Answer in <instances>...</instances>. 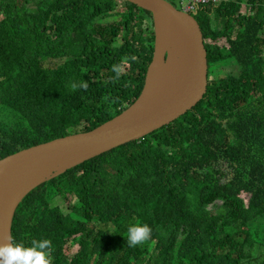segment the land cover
<instances>
[{
  "label": "trees",
  "instance_id": "trees-1",
  "mask_svg": "<svg viewBox=\"0 0 264 264\" xmlns=\"http://www.w3.org/2000/svg\"><path fill=\"white\" fill-rule=\"evenodd\" d=\"M119 8L118 0H0V160L92 131L139 97L154 50L152 14L126 1ZM196 18L207 38L229 43L207 44L202 102L33 190L14 220L17 241L50 239L54 264H118L123 249L141 251L139 264H215L212 252H221L219 264H243L239 251L221 248L234 246L207 235L215 217L218 230L231 223L264 245L254 219H264V0H224ZM81 80L88 88L73 90ZM134 218L159 239L128 247ZM68 242L79 246L71 258Z\"/></svg>",
  "mask_w": 264,
  "mask_h": 264
},
{
  "label": "water",
  "instance_id": "water-1",
  "mask_svg": "<svg viewBox=\"0 0 264 264\" xmlns=\"http://www.w3.org/2000/svg\"><path fill=\"white\" fill-rule=\"evenodd\" d=\"M125 1L150 12L154 22V52L139 97L92 131L25 149L0 162V242L13 235L16 211L33 189L179 119L207 92L209 60L200 22L168 0Z\"/></svg>",
  "mask_w": 264,
  "mask_h": 264
},
{
  "label": "clouds",
  "instance_id": "clouds-1",
  "mask_svg": "<svg viewBox=\"0 0 264 264\" xmlns=\"http://www.w3.org/2000/svg\"><path fill=\"white\" fill-rule=\"evenodd\" d=\"M223 1L224 0H222L221 3ZM172 2L175 3V0H173ZM178 2L181 5H183V8L181 10L184 11L186 0H178ZM184 12H186V11H184ZM199 12L196 13V14H190L188 12H186V13L192 15L195 18L196 15L199 14ZM153 29H154V23H153ZM221 38L222 37H220L219 39H221ZM218 40H215L212 37L206 38V40H205L206 47H207L208 43H212V44L217 43V44H219ZM221 46H224V45H221ZM207 50H208V48H207ZM153 52H154V50H153ZM125 60L134 61L135 57L134 56L133 57H126ZM208 60H209V53H208ZM209 69H210V66H209ZM112 71L115 74L114 79L115 80H119L120 77H121V73L124 71L122 63L118 62V63L114 64L112 66ZM209 81H210V79L208 80V87H209ZM88 86L89 85H88L87 81H84V80H81L79 83L73 82L72 85H71L73 90H79V89L86 90L88 88ZM206 93H208V90H207ZM206 93L204 94L203 99L205 98ZM202 100L200 102H198L197 105H195L192 109L196 108L198 106V104H200L202 102ZM192 109H190V110H192ZM112 119H110V120H112ZM110 120H108V121H110ZM106 122H104V123H106ZM172 122H174V121H172ZM172 122H170V123H172ZM223 122H224V116L219 118L218 123L223 124ZM149 134H151V133H149ZM146 136H144L143 138H145ZM141 140H142V138H141ZM13 155H15V154H13ZM8 157H6V158H8ZM6 158H4V159H6ZM2 160L3 159H1L0 162ZM41 185H43V184H41ZM41 185H39V186H41ZM38 187H36V188H38ZM35 189H33V190H35ZM24 200L21 202V204L24 202ZM21 204L19 205V207H18V209L16 211V215L18 213V210H19ZM16 215H15V217H16ZM15 217H14V220H15ZM125 238H126V245L128 247H132V248L137 247L139 245H142V244H144L147 241L152 240V242H154V241H156L158 239V237H153V229H152V227L149 224L143 223V222H136V223L130 224L129 227L127 228V235H126ZM3 241L4 242H0V264H54V258H53L54 246H53L52 241L50 239H47V238L32 239L30 244L26 245L23 241H17V239L13 235H11L9 233V234H7V235H5L3 237Z\"/></svg>",
  "mask_w": 264,
  "mask_h": 264
},
{
  "label": "crops",
  "instance_id": "crops-1",
  "mask_svg": "<svg viewBox=\"0 0 264 264\" xmlns=\"http://www.w3.org/2000/svg\"><path fill=\"white\" fill-rule=\"evenodd\" d=\"M169 3H172L174 7H176L175 3L168 1ZM177 8V7H176ZM180 10V9H179ZM196 18V17H195ZM153 20V17H152ZM197 20V18H196ZM154 23V22H153ZM205 35V34H204ZM205 36V40H206ZM222 213L219 212L216 217H221ZM215 217L212 218L210 224L208 225L207 235L215 236L216 238H219L221 242L224 244H229V247L234 246L233 249H225L221 247L226 254L235 255V251L240 252V256L242 258L243 264H256V259L264 257V245H259V239H252L251 235L253 232L247 233L245 237H239L237 234L238 231L235 229V227L231 223H223V225L220 227V229H217L216 222H213ZM259 227L264 226V219H261V217H254ZM213 222V223H212ZM259 227L256 225V229H259ZM261 233V232H259ZM159 239V237H158ZM220 248V247H217ZM221 255V252L214 253V259L217 260L216 256ZM189 263L197 264L193 261H189ZM210 263V258L208 257V260L205 264ZM215 264H219V260Z\"/></svg>",
  "mask_w": 264,
  "mask_h": 264
},
{
  "label": "rangeland",
  "instance_id": "rangeland-1",
  "mask_svg": "<svg viewBox=\"0 0 264 264\" xmlns=\"http://www.w3.org/2000/svg\"><path fill=\"white\" fill-rule=\"evenodd\" d=\"M118 4L120 6V10H122L124 8V0H118ZM180 9V8H179ZM243 13H245V9L243 8ZM109 20V17H103L101 18L98 22L100 24L106 23ZM90 23V20H89ZM227 38L226 37H222L221 39L218 40V43L220 45H224V46H228L229 44L227 43ZM53 64V63H52ZM263 74V68L258 70V75L262 76ZM55 141V140H54ZM25 150V149H24ZM23 151V150H21ZM19 151V152H21ZM18 153V152H17ZM16 154V153H15ZM123 160V158H121ZM242 197L245 199V201H247V197L245 194L242 195ZM63 197H58L57 198V203L60 204V207L65 211V213H68L70 210H68V204L67 201L60 199ZM139 222V220L137 218H134L133 221L130 223H136ZM259 232H261L262 236H264V226L259 227ZM79 250V246L78 245H73L72 243H67L65 246V253L67 254V256L69 258H71L72 256H74L77 251ZM213 256H214V252ZM143 259V253L141 251L139 252H134V253H129L127 252L125 249H123V252L120 253V256L118 257V264H139L141 262V260ZM214 261L216 262L217 260L214 259Z\"/></svg>",
  "mask_w": 264,
  "mask_h": 264
},
{
  "label": "built area",
  "instance_id": "built-area-1",
  "mask_svg": "<svg viewBox=\"0 0 264 264\" xmlns=\"http://www.w3.org/2000/svg\"><path fill=\"white\" fill-rule=\"evenodd\" d=\"M222 0H186L184 11L190 14H196L201 11V8H205L211 5H219Z\"/></svg>",
  "mask_w": 264,
  "mask_h": 264
},
{
  "label": "flooded vegetation",
  "instance_id": "flooded-vegetation-1",
  "mask_svg": "<svg viewBox=\"0 0 264 264\" xmlns=\"http://www.w3.org/2000/svg\"><path fill=\"white\" fill-rule=\"evenodd\" d=\"M169 1V0H168ZM173 1V0H172Z\"/></svg>",
  "mask_w": 264,
  "mask_h": 264
}]
</instances>
